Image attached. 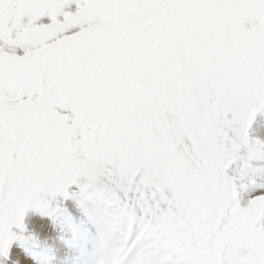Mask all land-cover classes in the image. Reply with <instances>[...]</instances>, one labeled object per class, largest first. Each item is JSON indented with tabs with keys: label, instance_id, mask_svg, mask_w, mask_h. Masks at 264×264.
Listing matches in <instances>:
<instances>
[{
	"label": "snow or ice",
	"instance_id": "snow-or-ice-1",
	"mask_svg": "<svg viewBox=\"0 0 264 264\" xmlns=\"http://www.w3.org/2000/svg\"><path fill=\"white\" fill-rule=\"evenodd\" d=\"M0 264H264V0H0Z\"/></svg>",
	"mask_w": 264,
	"mask_h": 264
}]
</instances>
